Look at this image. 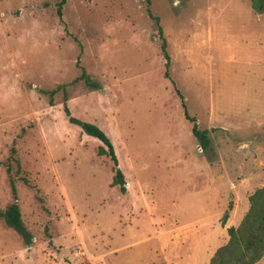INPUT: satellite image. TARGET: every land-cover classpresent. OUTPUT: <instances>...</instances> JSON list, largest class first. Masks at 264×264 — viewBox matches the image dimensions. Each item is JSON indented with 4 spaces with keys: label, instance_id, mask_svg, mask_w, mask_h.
Listing matches in <instances>:
<instances>
[{
    "label": "rangeland",
    "instance_id": "1",
    "mask_svg": "<svg viewBox=\"0 0 264 264\" xmlns=\"http://www.w3.org/2000/svg\"><path fill=\"white\" fill-rule=\"evenodd\" d=\"M57 1L0 0V210L31 238L0 217V264H209L264 188V8L150 0L168 79L143 0ZM63 103L109 138L124 192Z\"/></svg>",
    "mask_w": 264,
    "mask_h": 264
},
{
    "label": "trees",
    "instance_id": "2",
    "mask_svg": "<svg viewBox=\"0 0 264 264\" xmlns=\"http://www.w3.org/2000/svg\"><path fill=\"white\" fill-rule=\"evenodd\" d=\"M145 3V11L149 18L153 19L156 25V33L159 38V49L161 51L163 62V76L169 79L168 66H169V55L166 50V41L162 34V29L158 24V17L153 15L150 11L149 4L150 0H143ZM64 0H58L56 3V13L60 17L61 7ZM251 5L255 10L264 8V0H251ZM76 65L80 69L79 75L73 79H82L85 84L90 87H98L95 81H92L88 75L84 72L82 67L79 66L78 62ZM64 84L58 85L53 89L47 91L49 96H52L54 92L63 87ZM176 94L180 98V104L183 108L184 117L192 122L191 134L197 141L200 148L203 150L209 146V136L206 129H200L195 123L193 116H190L186 110L182 100V95L177 88H174ZM63 113L67 121L73 125H76L80 130L91 137L96 138L101 144L96 147V154L106 155L112 163L113 175L110 181V185H117L120 192L125 191L124 179L122 172L117 167V159L113 150V146L106 136V134L96 124L78 119L71 116L66 104L63 103ZM12 160L18 166L17 159L12 156ZM8 170V168H7ZM10 186L13 196L14 185L10 179ZM249 208L242 217L237 227L228 226L226 228L227 240L225 243L218 246L212 253L209 259V264H252L257 261L264 252V188H257L248 196ZM230 208V207H229ZM228 209V208H227ZM0 217L4 223L13 228L21 237L24 244H30V236L26 232L21 216L18 204L15 200L7 204L2 210H0ZM227 218V211H224L221 215V223L223 224Z\"/></svg>",
    "mask_w": 264,
    "mask_h": 264
},
{
    "label": "water",
    "instance_id": "3",
    "mask_svg": "<svg viewBox=\"0 0 264 264\" xmlns=\"http://www.w3.org/2000/svg\"><path fill=\"white\" fill-rule=\"evenodd\" d=\"M240 146H242V144H240ZM125 184V183H124Z\"/></svg>",
    "mask_w": 264,
    "mask_h": 264
}]
</instances>
